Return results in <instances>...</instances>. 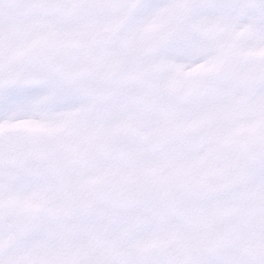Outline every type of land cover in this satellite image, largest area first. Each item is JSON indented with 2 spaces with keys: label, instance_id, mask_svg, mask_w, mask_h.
<instances>
[{
  "label": "snow or ice",
  "instance_id": "obj_1",
  "mask_svg": "<svg viewBox=\"0 0 264 264\" xmlns=\"http://www.w3.org/2000/svg\"><path fill=\"white\" fill-rule=\"evenodd\" d=\"M0 264H264V0H0Z\"/></svg>",
  "mask_w": 264,
  "mask_h": 264
}]
</instances>
